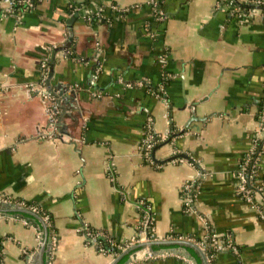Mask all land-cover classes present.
Instances as JSON below:
<instances>
[{
    "label": "crops",
    "instance_id": "1",
    "mask_svg": "<svg viewBox=\"0 0 264 264\" xmlns=\"http://www.w3.org/2000/svg\"><path fill=\"white\" fill-rule=\"evenodd\" d=\"M71 1L36 0L19 17L0 15V195L47 210L58 237L49 252L36 236L45 225L0 203V264H26L28 254L33 264H117L132 250L140 201L165 242L147 246L151 258L130 261L133 252L122 264H264V221L235 194L259 127L264 19L240 23L218 0H160L159 20L150 0H75L70 9ZM100 9L104 19L88 26ZM53 51L52 90L66 88L74 101H62L63 123L47 127ZM148 130L165 139L150 160L141 148ZM258 174L264 182V153ZM186 181L195 183L192 211L181 201ZM209 231L237 253L209 259L197 241Z\"/></svg>",
    "mask_w": 264,
    "mask_h": 264
},
{
    "label": "built area",
    "instance_id": "2",
    "mask_svg": "<svg viewBox=\"0 0 264 264\" xmlns=\"http://www.w3.org/2000/svg\"><path fill=\"white\" fill-rule=\"evenodd\" d=\"M15 2H20L22 4H25L26 6L30 5V0H0V9H1V15L6 14H12L14 10V4ZM230 2V1H229ZM228 2V3H229ZM154 10V13L156 15V18L162 19V10L160 8V0H150L149 2ZM231 4V2L229 3ZM70 9L73 8V5H68ZM228 12L237 18L238 22L240 23H247L250 22L254 16H260L262 19H264V12H261L264 8V0H252V7L251 9H242L240 7H231L230 5H227ZM114 10H119V7L112 6ZM24 13V11H18L14 13L13 15L16 17L21 16ZM96 17L102 16V9L99 10V12L95 15ZM94 17V16H93ZM93 17H86V21L91 22ZM85 20V18H84ZM42 69L47 71L48 67L46 63L42 64ZM46 77V74H43L42 80H44ZM263 105L261 111H258V131L256 132V136L253 139L252 149L246 154V156L243 158L242 164H240V169L237 172V181H236V187H235V194L241 197L243 200H245L247 203L251 204L252 206L258 207V212L260 218L264 221V202L260 204L261 206L257 205L256 197L262 196L264 192V182L260 179V175L258 174V165L260 160V155L264 152V92L262 95ZM263 136V139H262ZM158 139H157V138ZM165 140L161 136H156V134H153L151 131H147L145 137L142 139L141 142V148L144 158L147 160L151 159V154L153 151V146L155 142ZM259 140H262V144L258 145ZM258 149V153L256 157H254L252 163H250L249 169L250 172H247L246 166L251 159L252 154ZM261 150V151H260ZM251 184V186L249 185ZM181 193V201L183 204V207L186 211H192V204L194 200V194H195V183L193 181H186L180 190ZM264 201V199L262 200ZM8 203L11 204L10 201L5 198L3 195H0V203ZM140 208H141V220H140V226L137 232V236L132 238L130 240L129 245L133 247L136 244L139 243H146L150 241L156 240L154 237L150 238L148 232L152 231L151 226V210L150 206L146 204L143 201H140ZM16 206L17 210H27L26 207H24L23 202H17L16 204H13ZM32 213L36 212V207H31V210H29ZM44 222V225L46 224V218L42 219ZM24 223H27V221L24 219ZM46 227V225H45ZM47 232V229H46ZM83 232L85 234V237L94 238L93 240H96L98 237L97 232L90 231L86 228L83 229ZM209 234V233H208ZM38 244L40 245L41 242H43V233L37 232L36 234ZM50 241V251L55 248V245L57 243L56 236H50L48 235ZM174 238V236L169 235L167 238L164 239H171ZM180 238V237H178ZM204 238L209 239L212 243V246L215 251L219 252L222 250H228L237 253V248L232 244V242L225 238H220L216 236L214 233H211L210 235H205ZM204 250V246L201 242H198ZM205 251V250H204ZM153 252L149 249L147 246H143L139 251H135L133 255L130 256V261H133L137 259L138 257L141 258L142 256L151 258L153 256ZM207 255V254H206ZM214 255H208L209 259H212ZM31 254H28L26 264H33L32 262Z\"/></svg>",
    "mask_w": 264,
    "mask_h": 264
},
{
    "label": "trees",
    "instance_id": "3",
    "mask_svg": "<svg viewBox=\"0 0 264 264\" xmlns=\"http://www.w3.org/2000/svg\"><path fill=\"white\" fill-rule=\"evenodd\" d=\"M15 1H17V0H15ZM229 1L231 2V4H229L230 3ZM218 2H219L220 5H221V3H223L225 5L227 11H228L227 5H230L231 7H240L242 9H246V10L248 8L251 9V7H252V0H249L248 2H245V3L244 2L243 3H239L237 0H218ZM35 3H36V0H30V5L26 6L25 4H22L20 2H15L13 13L12 14H6V15H13L14 13H16L18 11H24V12L28 11L34 6ZM71 3H72L73 6H78L77 1H75V0H72ZM261 12H264V8H263V10ZM0 15H1V9H0ZM103 19H104L103 15L101 17L94 16L92 18V22H94V23L95 22H100ZM262 105H263V100L261 98V100L259 102V105H258L259 106L258 111H261ZM170 135H174V134L171 133ZM164 141L165 140H162V141H157L156 140V142H155V144L153 146V149H155L156 147L161 145ZM261 144H262V140H259L258 145H261ZM257 153H258V149L252 154L251 159L249 160V162H248V164L246 166V170H248L247 172H250L249 169L252 170L251 168H249V166H250V163H252L254 157H256ZM242 162H243V160H242ZM249 185L251 186V184H249ZM5 198H7L10 201L11 204H16L17 202H23L24 203V207H26L27 210H18L17 212H15L16 215H18L21 218L25 219L29 223L35 224L39 228L42 226V223L44 224L42 219L46 218V221H45L46 224L45 225H46V229H47L48 235L56 236V238L58 239L57 234H56V230H55V228L53 226L52 216L49 214V212L47 210H45L44 208H42L40 205H38L35 202H29V201H25V200H21V199H10L8 197H5ZM31 207H36V212L35 213H32V212L29 211V210H31ZM151 226H152V224H151ZM208 233L206 235H210L212 232L209 231ZM148 234H149L150 238H152L153 237V230L149 231ZM96 240L101 242V244L103 245L104 249L108 250L110 248L108 246L109 244L105 240L101 239L100 237H97ZM0 241H1V238H0ZM197 241L201 242L203 244L204 250H205L207 255H214L215 256L218 253L217 251L214 250V248L212 246V243H211V241L209 239H207V238L205 239L203 237V238L198 239ZM149 247L151 249H153V248L155 249L158 246L151 245ZM140 248H141V246L132 248V250H130L126 254H123L121 256V258L119 259L117 264H122V263L126 262L127 259L130 256V254L135 252V251H137ZM1 259H2V256L0 254V262H1Z\"/></svg>",
    "mask_w": 264,
    "mask_h": 264
},
{
    "label": "water",
    "instance_id": "4",
    "mask_svg": "<svg viewBox=\"0 0 264 264\" xmlns=\"http://www.w3.org/2000/svg\"><path fill=\"white\" fill-rule=\"evenodd\" d=\"M78 18V12L74 13L72 17H70L67 21H66V26H67V32H68V41L66 42V44L62 47V49L67 48L68 46H70V44L73 41V23L75 21V19ZM81 22H83V19H81ZM85 23V21H84ZM98 22H88L86 21V24H88V26H93L94 24H97ZM77 45H74L73 50L74 52L77 51ZM87 48V46H86ZM54 53L55 51H53L51 53V59H50V71L48 72V77L46 80V86L48 88L47 93H50V96L52 97L51 99V105H50V111L52 112V114L50 115L49 113H47V120H46V126L47 127H51V126H58L59 124H61L62 120L65 118V115L67 114L65 112L66 107L61 105V102L63 101L66 105L73 102V98H74V93L72 91L68 92V90L66 88H57L56 91L52 90L51 84H50V79L52 78L53 75V63H54ZM61 110V112H58V110ZM67 116V115H66ZM72 117V116H71ZM70 117V118H71ZM72 120H74L72 118ZM63 123V122H62ZM59 132L61 134H64L62 131L59 130ZM74 145L75 143L72 142ZM154 150V149H153ZM154 151H152V158L154 159ZM159 240H154V241H150V242H146V243H139L134 245L132 248L135 247H143V246H149L151 245V243L154 242H165L163 241L161 238H158ZM167 242V241H166ZM46 243L49 244V238L47 237V232L45 230V232L43 233V242L41 247H45ZM180 243L183 244H191L194 245L192 242L189 241H180ZM201 253L202 257L204 260H206L205 255L203 253V251L201 250L200 247H198L197 245H194ZM41 253V252H40ZM46 255H48V252H46ZM42 264V263H41Z\"/></svg>",
    "mask_w": 264,
    "mask_h": 264
}]
</instances>
